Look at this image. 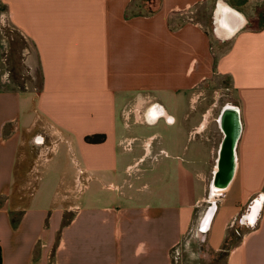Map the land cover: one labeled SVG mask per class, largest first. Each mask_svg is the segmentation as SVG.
Wrapping results in <instances>:
<instances>
[{"label": "crops", "instance_id": "0c3cea01", "mask_svg": "<svg viewBox=\"0 0 264 264\" xmlns=\"http://www.w3.org/2000/svg\"><path fill=\"white\" fill-rule=\"evenodd\" d=\"M152 1L0 0L40 77L0 88V264H264V202L241 223L264 195V0H217L211 31L198 0Z\"/></svg>", "mask_w": 264, "mask_h": 264}, {"label": "rangeland", "instance_id": "374dc122", "mask_svg": "<svg viewBox=\"0 0 264 264\" xmlns=\"http://www.w3.org/2000/svg\"><path fill=\"white\" fill-rule=\"evenodd\" d=\"M146 6L141 11L146 12L154 7L152 0H144ZM217 0H198L196 19L207 23L212 30V10ZM256 8V21H264V3H254L250 8ZM255 25V24H254ZM33 51L30 43L23 38L0 12V88L9 85L23 91L37 92L40 86L39 72L32 62ZM222 97V89L217 91Z\"/></svg>", "mask_w": 264, "mask_h": 264}, {"label": "water", "instance_id": "95a60500", "mask_svg": "<svg viewBox=\"0 0 264 264\" xmlns=\"http://www.w3.org/2000/svg\"><path fill=\"white\" fill-rule=\"evenodd\" d=\"M227 109L229 107H226ZM223 111L224 119L223 139L220 144L214 177L211 183L212 194L217 197L228 187L235 172V148L239 134V127L236 125L233 117L229 115L228 110ZM228 116L225 117V115ZM219 195V196H218ZM264 202V195L259 194L251 201L242 216L241 223L248 226H254Z\"/></svg>", "mask_w": 264, "mask_h": 264}, {"label": "bare ground", "instance_id": "6f19581e", "mask_svg": "<svg viewBox=\"0 0 264 264\" xmlns=\"http://www.w3.org/2000/svg\"><path fill=\"white\" fill-rule=\"evenodd\" d=\"M226 17L233 18L236 22H238V16L234 14V11L226 7L223 3L219 2L217 10L215 12V24L217 26L218 33L220 35H224V34L228 35L231 32H233L235 28L239 26V25H235V27L231 28L229 32L220 31V29L224 27V23L226 22L225 19Z\"/></svg>", "mask_w": 264, "mask_h": 264}, {"label": "flooded vegetation", "instance_id": "af4514ba", "mask_svg": "<svg viewBox=\"0 0 264 264\" xmlns=\"http://www.w3.org/2000/svg\"><path fill=\"white\" fill-rule=\"evenodd\" d=\"M222 116H223V112L220 114L218 118V125L222 130H224L225 125H224V119H222Z\"/></svg>", "mask_w": 264, "mask_h": 264}, {"label": "trees", "instance_id": "16d2710c", "mask_svg": "<svg viewBox=\"0 0 264 264\" xmlns=\"http://www.w3.org/2000/svg\"><path fill=\"white\" fill-rule=\"evenodd\" d=\"M86 140H87L88 142H96V141H97L96 138H86ZM0 263H1V258H0Z\"/></svg>", "mask_w": 264, "mask_h": 264}]
</instances>
